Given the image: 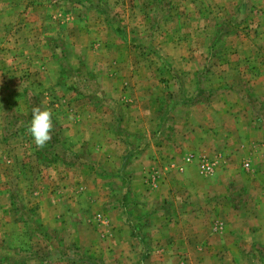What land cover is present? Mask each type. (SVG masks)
I'll use <instances>...</instances> for the list:
<instances>
[{
	"label": "rangeland",
	"instance_id": "rangeland-1",
	"mask_svg": "<svg viewBox=\"0 0 264 264\" xmlns=\"http://www.w3.org/2000/svg\"><path fill=\"white\" fill-rule=\"evenodd\" d=\"M0 264H264V0H0Z\"/></svg>",
	"mask_w": 264,
	"mask_h": 264
},
{
	"label": "crops",
	"instance_id": "crops-1",
	"mask_svg": "<svg viewBox=\"0 0 264 264\" xmlns=\"http://www.w3.org/2000/svg\"><path fill=\"white\" fill-rule=\"evenodd\" d=\"M140 223H145V221L143 220L142 222H140ZM254 235V234H253ZM255 236V235H254ZM140 237L141 236H139V235H137V234H129V236H127L126 237V239L128 240V238H129V240H130V238L131 239H133V240H135V241H137L138 243H140L141 244V248H142V250H141V252H143V251H145L147 248H146V242H145V238H143V237H141L142 239H143V243H142V239H140ZM183 239H184V237L183 236H181ZM211 237H215V236H211ZM203 238V236L201 237V238H199L201 241H199L198 242V244L200 243V244H203V248H205V249H208V247L210 248V244H219V242H220V240L221 239H223L224 238V236L222 237V234L220 233V232H218V239H215V238ZM217 238V237H216ZM174 239H176V238H174ZM147 241H149V239H147ZM204 241H205V243H204ZM207 242V243H206ZM182 244H185V243H182ZM204 244H207V246H204ZM254 245H252L251 244V242H250V249L253 247ZM151 249V248H150ZM151 250H148L147 251V253H149ZM202 252H204L203 250H202ZM151 253H154V252H151ZM217 252H216V250H213V251H211V254L212 255H214V254H216ZM145 255H150V254H145ZM180 263V262H179Z\"/></svg>",
	"mask_w": 264,
	"mask_h": 264
}]
</instances>
